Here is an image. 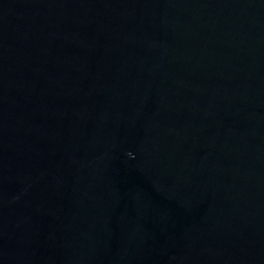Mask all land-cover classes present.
<instances>
[{
	"label": "water",
	"instance_id": "obj_1",
	"mask_svg": "<svg viewBox=\"0 0 264 264\" xmlns=\"http://www.w3.org/2000/svg\"><path fill=\"white\" fill-rule=\"evenodd\" d=\"M0 264H264V0H0Z\"/></svg>",
	"mask_w": 264,
	"mask_h": 264
}]
</instances>
